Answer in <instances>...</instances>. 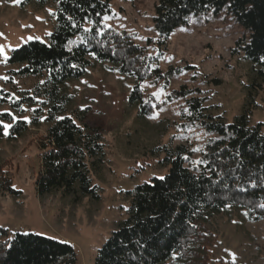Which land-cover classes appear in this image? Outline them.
<instances>
[{
	"label": "trees",
	"instance_id": "trees-1",
	"mask_svg": "<svg viewBox=\"0 0 264 264\" xmlns=\"http://www.w3.org/2000/svg\"><path fill=\"white\" fill-rule=\"evenodd\" d=\"M49 1L55 4V26L47 42L30 41L12 50L7 60L17 67L12 71L17 80L36 82L28 89L14 82H8L11 90L0 88V105L11 111L0 114V140L14 141L30 128H44L34 181L37 195L59 193L73 196L74 202L82 197L98 201L100 189L90 171L103 164L101 131L85 123L87 109L69 108L67 83L97 64L129 76L134 84L128 104L145 119L156 106L142 85L168 86L172 70L163 73L133 35L104 27L110 0H22L21 5L42 7ZM206 12H224L246 31L231 55L243 53L252 64L255 86L262 89L264 0H157L153 29L166 39L188 17ZM202 94L181 86L171 97L184 99L180 131L199 128L203 142L192 150L183 145L161 148L164 179L152 178L126 192V217L97 250L92 264H164L172 257L173 264H208L213 242L206 226L214 216L237 209L247 222L264 220V120L251 124L252 109L245 103L240 114L225 123L210 113L214 107L205 106L208 97ZM4 124L10 125L7 135ZM17 193L0 183L2 196ZM0 264H78V255L67 243L31 233L10 235L0 227Z\"/></svg>",
	"mask_w": 264,
	"mask_h": 264
},
{
	"label": "rangeland",
	"instance_id": "rangeland-1",
	"mask_svg": "<svg viewBox=\"0 0 264 264\" xmlns=\"http://www.w3.org/2000/svg\"><path fill=\"white\" fill-rule=\"evenodd\" d=\"M21 2L0 0V47L4 52L0 55V88L8 90V82L20 89L36 82L32 78L17 80L12 73L17 67L7 62L11 51L30 41L46 43L55 26L54 3L39 7L22 6ZM156 2L110 0V13L103 21L105 28L133 35L163 73L172 70L168 86L161 82L142 85L155 98L151 116L139 119L136 107L128 104L133 79L103 65H95L65 87L72 96L69 108L87 109L85 123L101 131L103 164L90 171L92 183L100 189L98 201L82 197L74 202L73 196L59 193L37 195L34 181L44 128H30L14 141L0 140V183L18 192L0 194V227L10 235L31 233L67 243L74 247L78 264H92L97 250L126 217V192L166 174L159 163L165 156L161 148L183 145L192 150L203 142L199 128L187 127L185 134L180 131L184 99H173L171 93L181 86L199 89L201 97H208L205 106L214 107L210 113L225 123H231L245 103L252 109L251 124L264 120V86L260 90L255 86L252 64L243 59L242 52L231 55L246 31L224 12L217 16L206 12L188 17L165 39L153 29ZM10 112L0 105V114ZM154 147L161 150L148 152ZM206 227L213 242L208 264H264V220L250 223L237 209H231L214 216ZM172 259L164 264H173Z\"/></svg>",
	"mask_w": 264,
	"mask_h": 264
},
{
	"label": "snow or ice",
	"instance_id": "snow-or-ice-1",
	"mask_svg": "<svg viewBox=\"0 0 264 264\" xmlns=\"http://www.w3.org/2000/svg\"><path fill=\"white\" fill-rule=\"evenodd\" d=\"M16 2L18 3L19 2V0H16ZM104 19L105 20H107L108 19V17H104ZM74 27H76V25L74 24L73 25ZM85 31H89V29H85ZM0 55H4V52H3V49H2V47H0ZM7 59V57L5 56V60ZM72 67H76V65H72ZM152 119H156L157 117L156 116H153V117H151ZM13 119H15V117H13ZM10 127V125H8V124H4L3 125V128H4V130H5V135H7L8 133H7V129ZM197 151H198V149H197ZM160 179H164L163 177H160ZM253 186H255V185H253ZM228 207H230V205H228ZM260 207H262V208H264V204H262V205H260ZM245 215H246V213H245ZM234 223H235V221H234ZM234 255V254H233Z\"/></svg>",
	"mask_w": 264,
	"mask_h": 264
}]
</instances>
